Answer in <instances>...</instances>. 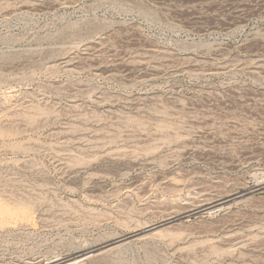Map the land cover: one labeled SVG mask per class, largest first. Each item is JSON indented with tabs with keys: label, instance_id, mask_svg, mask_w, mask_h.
Returning <instances> with one entry per match:
<instances>
[{
	"label": "rangeland",
	"instance_id": "obj_1",
	"mask_svg": "<svg viewBox=\"0 0 264 264\" xmlns=\"http://www.w3.org/2000/svg\"><path fill=\"white\" fill-rule=\"evenodd\" d=\"M57 258L264 264V0H0V264Z\"/></svg>",
	"mask_w": 264,
	"mask_h": 264
},
{
	"label": "bare ground",
	"instance_id": "obj_2",
	"mask_svg": "<svg viewBox=\"0 0 264 264\" xmlns=\"http://www.w3.org/2000/svg\"><path fill=\"white\" fill-rule=\"evenodd\" d=\"M150 229H153V228H150ZM79 259L77 258L75 261L73 262H77ZM81 260V259H80ZM67 261V260H66ZM65 260L63 259H60V258H57V259H53V260H50L49 262H46L44 264H72V262H66Z\"/></svg>",
	"mask_w": 264,
	"mask_h": 264
}]
</instances>
